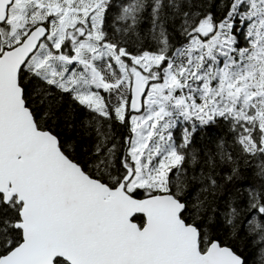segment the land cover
Returning <instances> with one entry per match:
<instances>
[{"label": "snow or ice", "instance_id": "snow-or-ice-1", "mask_svg": "<svg viewBox=\"0 0 264 264\" xmlns=\"http://www.w3.org/2000/svg\"><path fill=\"white\" fill-rule=\"evenodd\" d=\"M65 96L82 157L42 122ZM242 240L264 264V0H0V264H249Z\"/></svg>", "mask_w": 264, "mask_h": 264}, {"label": "trees", "instance_id": "trees-1", "mask_svg": "<svg viewBox=\"0 0 264 264\" xmlns=\"http://www.w3.org/2000/svg\"><path fill=\"white\" fill-rule=\"evenodd\" d=\"M54 113L53 117H45L42 122L60 136L61 140L69 146L70 151H74L77 156L82 157L86 151L91 149L95 140L89 124L90 114L74 104L67 96L57 103ZM112 134L115 140L120 141L125 135V129L119 124H114ZM219 139L229 140V130L223 121L217 122L209 129L198 132L195 136V143L198 150L204 149L211 152ZM243 170L245 179L254 182L256 178L253 171L250 169ZM217 195L221 206H223V200L227 196V192L222 191ZM235 246L249 261V264H258L259 253L248 244L247 240L239 241Z\"/></svg>", "mask_w": 264, "mask_h": 264}]
</instances>
